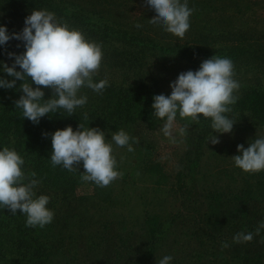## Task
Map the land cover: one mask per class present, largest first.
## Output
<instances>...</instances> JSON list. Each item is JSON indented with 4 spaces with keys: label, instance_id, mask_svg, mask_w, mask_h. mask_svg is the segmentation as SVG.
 Listing matches in <instances>:
<instances>
[{
    "label": "trees",
    "instance_id": "trees-1",
    "mask_svg": "<svg viewBox=\"0 0 264 264\" xmlns=\"http://www.w3.org/2000/svg\"><path fill=\"white\" fill-rule=\"evenodd\" d=\"M253 2L188 0V6L193 10L188 30L191 34L187 31L183 38H178L149 25L154 15L143 7L145 0H0V7H4V10H18L24 14L34 9L54 12L62 22L80 30L88 40L101 44V66L116 68V75L120 74L123 78L118 81L119 75L116 76V81L109 82L101 93L82 88L81 94L88 97L85 106L77 108L71 116L64 110H59L60 114L50 113V118L46 115L39 124L24 119L22 111L15 108V101L23 94L19 91L22 81H17L15 89H0V147L14 148L23 157L25 173L35 172V178L40 180L37 195H48L51 198L48 207L54 212L53 221L41 228L26 226V217L20 215L19 211L13 215L8 209L0 208V264H57L59 259L58 264H73L77 260L74 259L76 255H94L93 260L96 255H103L107 260L115 259L116 264H151L159 251L161 239L171 232L179 218L185 219V211L190 223L199 220L210 228L213 222L214 230L220 233L219 243L213 236L203 239L205 243L213 244V247L219 245V255H211L214 264H264V229H261L260 235L255 234L260 222L264 221V208L257 209L253 204L264 203V172L257 175L253 183L248 182V188L243 189L242 193L216 190L206 196L210 200V212L204 215L200 213L199 201H189L188 197L184 201L181 198L180 212L172 219L145 211L141 234L128 231L122 235V232H117L111 236L116 238L117 244L103 237L100 245L103 244L102 250L107 248V252H100L95 239L90 242V234L84 232V228L91 227L92 223L88 219L91 208L84 205L88 198L79 195L82 185L80 174L84 170L82 164L77 166V173L60 166L54 167L50 160L51 134L68 126L76 130L82 123L85 127L99 128L105 132L106 139L123 132L130 142L134 140L136 143L143 133L157 132L163 121L152 115L151 106L153 97L160 95V92L154 84L141 80L139 71H143L150 58L159 53L165 55L176 51L191 64L214 55L230 58L232 62L264 64L262 29L256 32L252 30L250 37L246 32L249 30H236L235 27L223 29L226 21L236 16L249 20L254 14ZM213 18L221 22L217 28L210 23ZM3 56L5 49L0 48V61ZM17 71L20 69L17 68ZM101 79L105 78L94 76L97 82ZM33 87L36 85L33 84ZM40 87L45 92L44 99L51 98L52 90ZM231 108L232 111L226 115L236 125L247 130L264 127L263 88L248 93ZM177 119L184 126L189 142L185 173L177 177L180 180L183 175L195 182L197 178L194 173L201 161L199 150L203 140L212 132L211 120L201 118L192 121L180 119L179 116ZM45 133L48 135L45 136ZM136 143H130V147ZM147 164L150 166L153 163ZM149 166L146 165L147 173L150 171L154 177H165L159 165ZM192 173L193 177H190ZM97 193H100L98 189ZM107 197L104 196L102 200L106 201ZM107 201L112 200L109 198ZM217 206L222 216L213 215L216 210H212ZM108 222L104 227L113 223ZM225 227H229L230 232L225 234L224 239L222 235ZM239 232H252L254 238L251 242L234 243L233 237ZM225 244L228 246L224 247ZM229 249L231 255H225L224 252ZM180 257L184 259L183 255ZM205 257L207 255L203 252L196 258L202 260ZM97 264H104V261L100 260Z\"/></svg>",
    "mask_w": 264,
    "mask_h": 264
},
{
    "label": "clouds",
    "instance_id": "clouds-1",
    "mask_svg": "<svg viewBox=\"0 0 264 264\" xmlns=\"http://www.w3.org/2000/svg\"><path fill=\"white\" fill-rule=\"evenodd\" d=\"M143 7L154 15L149 21L150 26L178 38H183L190 29L193 10L188 6V0H145ZM13 39L21 41L25 51L22 54L6 52L13 60L11 66L0 61V89H15L17 81L23 82L19 87L23 94L15 101V108L33 124H39L46 115L50 118V113L60 114L59 110L71 116L88 102V97L81 94L82 88L101 93L109 84L107 78L94 80L103 58L102 45L60 21L54 12L34 9L26 16L19 33L10 34L7 26L0 24V48H5ZM40 86L52 90L51 98L44 99L45 92ZM240 87V82L234 78L232 60L214 55L204 60L198 70L180 73L170 83V95L154 96L152 115L163 121L161 131L173 142V128L178 116L192 121L210 119L212 132L208 143L215 145L219 143V137L213 133L230 134L236 124L226 114L239 99ZM184 131V128L180 129L181 134ZM130 143L136 141L130 142L123 132L106 139L101 129L80 123L76 130L68 126L51 134L50 160L54 167L77 173V166L82 162L81 179L107 189L120 179L115 170L117 162L112 156L113 147L131 154ZM237 152L239 154L230 158L235 167L245 173L264 171V136L256 135L247 148L238 145ZM24 165L25 160L14 148L0 147V208L8 209L13 215L19 211L26 217V226L43 228L54 218V212L48 207L51 198L37 195L40 180L35 178V172L26 174ZM261 229H264V221L260 222L255 234L260 235ZM253 238L252 232H239L233 242H251ZM172 260L171 255H164L158 264H171Z\"/></svg>",
    "mask_w": 264,
    "mask_h": 264
},
{
    "label": "rangeland",
    "instance_id": "rangeland-1",
    "mask_svg": "<svg viewBox=\"0 0 264 264\" xmlns=\"http://www.w3.org/2000/svg\"><path fill=\"white\" fill-rule=\"evenodd\" d=\"M252 7L254 14L249 20L236 16L234 19L226 21L223 29L235 27L236 30H249L246 31L248 37L253 34L252 30L256 32L262 29L264 31V0H254ZM28 14L30 15L31 13L24 14L18 10L12 11L8 10V8L4 10V7H0V24L6 25L10 34L19 33L24 27V21ZM150 14L152 15L153 13ZM59 20L62 21L61 19ZM210 23L214 28L221 25V22H217L214 18ZM195 25L201 26L202 24ZM187 33L189 34L190 31ZM2 49H5V56H3L2 61L9 66H11L13 60L8 58L6 52L22 54L25 51L23 43L15 39L10 40L5 48ZM204 60L191 64L176 51L165 53V55L159 53L156 57L150 58L143 71H139V78L154 84L160 94L167 96L171 94L170 83L175 81L180 73L198 70ZM233 64L234 78L241 85L237 93L239 99L255 89H264V64L254 63L251 65L244 61H234ZM116 72V68L101 66L96 75L107 78L109 82L116 81V76L119 75L117 80L121 81L123 79L122 75H116ZM162 126L153 134L143 133L139 142L131 146V154L124 150H116L113 147L112 156L117 162L115 170L120 174V179L110 187L101 189L94 182L81 180L82 185L79 188V195L88 198L84 205L91 208L88 219L92 223L91 227L84 228V232L90 234V242L91 240L94 242L95 239L100 252H107V248L102 250L103 244L100 245L103 237L105 240L110 239V241H114L117 244L116 238L111 237L113 234L116 235L117 232H122V235L127 234L128 231L141 234L145 211L162 218L172 219L180 212L181 198L184 201L188 197L189 201H199L201 205L200 213L204 215L210 212L208 207L210 200L206 196L215 193L216 190H230L242 193L243 189L248 188V182L253 183L257 175L264 172L245 173L235 167L234 162L230 159L239 154L237 152L238 145L242 144L247 148L248 142L254 140L256 135L257 137L264 136V127L247 130L235 124L230 134L213 133V135L219 137V143L215 145L210 141L208 143L210 134L207 135L199 150L201 161L199 169L194 173L197 180L193 182L190 178L187 179L186 176H183L187 166L186 158L189 149L186 131L182 134L180 132V129L184 128V126L178 119L176 120L173 128L175 142L163 135ZM147 163H153L150 166L159 165L165 177H154L150 174V171L147 173L146 165L149 166ZM180 173L183 175L178 180L180 177L178 178L177 176ZM191 176L193 177V173ZM160 178L163 180L159 181L158 179ZM160 182L163 184H159ZM96 189L100 193L96 194ZM104 196H108L106 201L102 200ZM109 198H111V202L107 201ZM116 199L118 200L117 202ZM228 199H230V196ZM253 204L257 209L264 208L263 202ZM97 205L100 206L96 207ZM217 208H213L212 211L216 210L213 215L222 216L219 212V206ZM224 208L226 209V207ZM186 215L188 213L185 211V214H183L185 219L179 218V221L171 228V232L161 239L159 251L154 259L151 260V264H158L164 255L173 257L171 264H209V262L214 264V260H211L213 259L211 255L213 253L218 254L217 248L219 245L213 247V244L205 243L203 239L213 236L217 238L219 243L221 239L220 233L214 230L213 222L210 223L209 228L207 225H202L199 220L196 223H190L187 221ZM108 221L113 223L106 228L104 226L109 224ZM227 232H230V228H223L224 235L222 236L224 239ZM231 233L234 235V232ZM90 250L93 253V249L90 248ZM203 252L206 253L207 257L198 260L196 258L197 255ZM224 253L225 255H231L232 251L229 249ZM181 255L184 256L185 260L180 257ZM93 258L94 255H76L74 259L77 260L73 264H97L100 260L104 261V264H116L115 259L107 260L103 255H96L94 260ZM58 262H60V259Z\"/></svg>",
    "mask_w": 264,
    "mask_h": 264
}]
</instances>
